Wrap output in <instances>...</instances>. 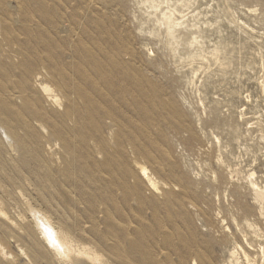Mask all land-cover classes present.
Listing matches in <instances>:
<instances>
[{"label":"rangeland","instance_id":"1","mask_svg":"<svg viewBox=\"0 0 264 264\" xmlns=\"http://www.w3.org/2000/svg\"><path fill=\"white\" fill-rule=\"evenodd\" d=\"M0 264H264V0H0Z\"/></svg>","mask_w":264,"mask_h":264},{"label":"bare ground","instance_id":"2","mask_svg":"<svg viewBox=\"0 0 264 264\" xmlns=\"http://www.w3.org/2000/svg\"><path fill=\"white\" fill-rule=\"evenodd\" d=\"M47 101L50 103L51 106L55 105L54 100L47 98ZM38 128L40 129V126ZM2 132L5 138H10L6 132H4L3 130ZM146 182L149 187H152L153 183L151 180H146ZM248 217L250 218V216ZM251 217H254L258 220L260 219L259 215H251ZM35 221L36 220H34V222ZM35 224H37V228L40 231V236L42 237L44 242L47 244V248L51 250L52 254L56 257L58 261L65 263V261H67V259L70 257L69 254H72V250L70 248L69 241L67 239L66 234L64 232H59V231L52 229L49 221L43 217L40 219L39 214H38V219L35 222ZM76 254L78 255V252Z\"/></svg>","mask_w":264,"mask_h":264}]
</instances>
